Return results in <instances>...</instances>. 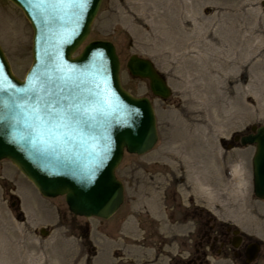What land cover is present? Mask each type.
<instances>
[{"label":"rangeland","instance_id":"1","mask_svg":"<svg viewBox=\"0 0 264 264\" xmlns=\"http://www.w3.org/2000/svg\"><path fill=\"white\" fill-rule=\"evenodd\" d=\"M261 1L101 0L84 43L113 42L121 84L135 96L150 98L158 139L144 154L124 152L115 170L124 185V202L108 219L73 214L63 196L41 195L14 164L0 160V264H109L110 245L119 243L117 229L126 214L125 231L140 236L132 213L144 204L150 213L162 215L158 230L165 235L154 236L152 224L145 225V242H158L144 250L155 254L157 246V253L164 255L159 264H169L165 254L177 250L191 253L196 264H241L228 244L218 253L216 242L205 259L197 260L202 248L196 249L192 220L185 226L190 236L178 245L176 235L169 236L173 229L163 215L162 200L172 190L170 183L183 197L193 194L210 217L223 223L210 228L215 220L207 221L210 238L226 225L256 234L264 231V201L252 189L255 147L225 146L235 133L264 125ZM194 40L196 48L186 46ZM0 46L22 79L32 61V28L10 0H0ZM134 53L150 59L164 76L171 89L168 98L153 95L147 79L129 73L126 62ZM41 227L48 232L39 233Z\"/></svg>","mask_w":264,"mask_h":264},{"label":"water","instance_id":"2","mask_svg":"<svg viewBox=\"0 0 264 264\" xmlns=\"http://www.w3.org/2000/svg\"><path fill=\"white\" fill-rule=\"evenodd\" d=\"M10 1L30 21L32 61L21 79L0 46V160L14 164L41 195L63 196L73 214L107 219L124 201L115 174L124 152L144 154L158 139L153 104L122 86L113 42L84 43L101 0ZM126 67L148 80L153 95L170 96L150 59L134 53ZM70 107L86 115H50ZM250 127L254 132L240 143L255 144L253 192L264 199V125Z\"/></svg>","mask_w":264,"mask_h":264},{"label":"flooded vegetation","instance_id":"3","mask_svg":"<svg viewBox=\"0 0 264 264\" xmlns=\"http://www.w3.org/2000/svg\"><path fill=\"white\" fill-rule=\"evenodd\" d=\"M252 132L254 131H252L250 127L246 132L235 133L232 136L231 140H229L228 142H225L226 144L225 146L226 147L231 146V148H233L234 146L241 144L240 138L243 135H247ZM236 134H238V137H239L238 139H235ZM247 145H254L255 147V144H247ZM254 151H255V148H254ZM3 160H8V159H3ZM251 168H252V158H251ZM169 187H171L172 189V190H169L168 192L170 194L165 195L167 193H164L163 195V200H162L164 202V214L163 215H165L166 222L169 224L168 227L169 228L171 227V229H173L172 230L173 235L171 234L169 236L172 237L176 235V238H178L177 240H179L177 243L178 245L184 238L187 239L190 236V228L188 229L185 226L187 225L188 222L192 220L191 222L194 223L192 232L194 231V233L197 236L196 249L198 250L200 245L202 248L201 252H198L196 255L197 260L200 261L201 258L205 259L207 257L206 252L213 250L214 242H216L218 243L216 247V251H218V253H221L223 251L224 246L228 244L229 245L228 249L231 252V256L234 258V260L237 263L264 264V237L262 236L264 235V231L261 234H256L249 230H242L237 226L226 225L225 230L222 233H219L220 231L219 232L217 231V234L213 235L210 238L205 227L207 225V221L210 218L213 220L215 219L212 218V216L210 217V215H208L206 207L202 205L201 202H196L194 200L195 198L194 199L192 198L193 194H188L186 197H183L180 191L177 190V188H175L174 186L173 187L171 186V183L169 184ZM252 189H253V181H252ZM166 197L171 202H167L165 200ZM259 200L264 201V199H259ZM177 203L182 206L179 207ZM132 214L135 215L136 218L138 219V225L141 230V234L140 236L132 237V235L128 234L125 231L124 229L125 220L130 215V214L129 215L126 214L125 217H123L118 227L119 229H117L118 235L120 234L119 243L115 245H110L111 250H110L109 256L112 258V262L109 264H159L160 262L159 257L162 254L159 255V253H157L158 251L157 246H155V250H156L155 254L147 253L144 250L146 249V246L151 247V246L156 245V242H158L156 238H154L156 241L154 242L155 243L154 245H151L149 242H145L148 240L145 237V234L147 232L145 230V225L147 224L148 226L149 223L152 224L151 226L155 228L156 230L153 232L154 236L162 233V232L159 233V230H158L161 227L160 225L163 223V221H161L160 219L162 215L160 216L159 214L150 213L149 210L145 207V204L141 205V207H138L136 212H133ZM155 223L156 225H153ZM213 225L223 226V223L217 222L215 220L214 224L210 225V228H212ZM185 228L187 229L186 231H184ZM42 230L46 231V233L48 232V230L45 227H41L39 229V233H41ZM109 230L110 228L108 227V230H107L108 234L110 233ZM148 233L152 234V231L151 232L148 231ZM84 234L87 236L86 233ZM162 234L165 235L164 232ZM172 241H174V239H172ZM132 246H134V248H132ZM92 250H93L92 255H94L93 257H95L96 256L95 248H92ZM177 251H178L177 253L172 252L171 255L165 254V256H167L169 259L168 260L169 264L171 262L172 264H179V263L196 264V262L195 263L193 262V259H192L193 257L191 253H187L186 255H184V254H181L179 250Z\"/></svg>","mask_w":264,"mask_h":264},{"label":"snow or ice","instance_id":"4","mask_svg":"<svg viewBox=\"0 0 264 264\" xmlns=\"http://www.w3.org/2000/svg\"><path fill=\"white\" fill-rule=\"evenodd\" d=\"M50 115H52L53 118L60 117V118H66L69 120H72V119L78 120L81 116L86 115V113L82 111L80 108L70 107L66 113L62 109L59 111L53 109Z\"/></svg>","mask_w":264,"mask_h":264},{"label":"bare ground","instance_id":"5","mask_svg":"<svg viewBox=\"0 0 264 264\" xmlns=\"http://www.w3.org/2000/svg\"><path fill=\"white\" fill-rule=\"evenodd\" d=\"M197 38V37H196ZM192 39V38H191ZM198 39V38H197ZM193 40V39H192ZM196 41L197 40H194V41H189V42H186V46L188 47V46H191V47H194V45H195V48L197 47V44H196ZM198 42H200V41H198ZM199 44V43H198ZM235 214V213H234ZM231 218H232V216H231Z\"/></svg>","mask_w":264,"mask_h":264}]
</instances>
